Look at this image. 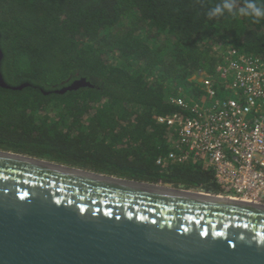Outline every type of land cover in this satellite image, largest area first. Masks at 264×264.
I'll list each match as a JSON object with an SVG mask.
<instances>
[{
    "label": "trees",
    "instance_id": "1",
    "mask_svg": "<svg viewBox=\"0 0 264 264\" xmlns=\"http://www.w3.org/2000/svg\"><path fill=\"white\" fill-rule=\"evenodd\" d=\"M221 0H0V149L219 194L202 164L158 165L172 96H206L216 45L264 58V21L209 17ZM245 0H235L237 7ZM264 4V0H256ZM92 85L58 93L75 80ZM45 92H49L46 94Z\"/></svg>",
    "mask_w": 264,
    "mask_h": 264
},
{
    "label": "water",
    "instance_id": "2",
    "mask_svg": "<svg viewBox=\"0 0 264 264\" xmlns=\"http://www.w3.org/2000/svg\"><path fill=\"white\" fill-rule=\"evenodd\" d=\"M0 264H264V205L0 149Z\"/></svg>",
    "mask_w": 264,
    "mask_h": 264
},
{
    "label": "built area",
    "instance_id": "3",
    "mask_svg": "<svg viewBox=\"0 0 264 264\" xmlns=\"http://www.w3.org/2000/svg\"><path fill=\"white\" fill-rule=\"evenodd\" d=\"M215 50V72L199 78L206 96H172L179 110L157 117L169 137L157 164H202L213 171L218 195L264 205V58Z\"/></svg>",
    "mask_w": 264,
    "mask_h": 264
},
{
    "label": "clouds",
    "instance_id": "4",
    "mask_svg": "<svg viewBox=\"0 0 264 264\" xmlns=\"http://www.w3.org/2000/svg\"><path fill=\"white\" fill-rule=\"evenodd\" d=\"M226 13L232 16L238 14L250 18L254 23H260L264 21V4H258L256 0H245L242 6L237 7L235 0H221L208 11V16L211 18Z\"/></svg>",
    "mask_w": 264,
    "mask_h": 264
},
{
    "label": "rangeland",
    "instance_id": "5",
    "mask_svg": "<svg viewBox=\"0 0 264 264\" xmlns=\"http://www.w3.org/2000/svg\"><path fill=\"white\" fill-rule=\"evenodd\" d=\"M217 46V45H216ZM165 185H168V184H165ZM169 186H172V185H169Z\"/></svg>",
    "mask_w": 264,
    "mask_h": 264
}]
</instances>
